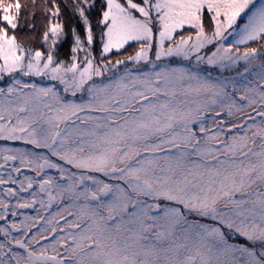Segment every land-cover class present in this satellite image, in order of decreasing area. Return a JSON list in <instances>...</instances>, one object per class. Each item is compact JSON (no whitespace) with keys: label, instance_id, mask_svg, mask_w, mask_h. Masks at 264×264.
I'll use <instances>...</instances> for the list:
<instances>
[{"label":"snow or ice","instance_id":"1","mask_svg":"<svg viewBox=\"0 0 264 264\" xmlns=\"http://www.w3.org/2000/svg\"><path fill=\"white\" fill-rule=\"evenodd\" d=\"M64 7L0 0V264H264V0Z\"/></svg>","mask_w":264,"mask_h":264},{"label":"trees","instance_id":"2","mask_svg":"<svg viewBox=\"0 0 264 264\" xmlns=\"http://www.w3.org/2000/svg\"><path fill=\"white\" fill-rule=\"evenodd\" d=\"M59 2L61 3V6H62V16L64 18L66 29H70L71 27L76 26L77 30L80 31L81 35L83 36V29L79 25L78 17L73 13L71 8L64 7V0H59ZM68 2L71 3V0H68ZM36 23H37V29L35 31V36L37 37V41H38V38L40 36L41 20L38 18ZM94 28H95V22H94ZM17 31L20 32L22 36L32 35V32H30L26 28H21V29H18ZM36 46H39L38 42ZM71 46H72V40L69 35V39H67L63 44L60 45V49H61L60 57H59L60 59L62 60L68 59L70 55Z\"/></svg>","mask_w":264,"mask_h":264},{"label":"rangeland","instance_id":"3","mask_svg":"<svg viewBox=\"0 0 264 264\" xmlns=\"http://www.w3.org/2000/svg\"><path fill=\"white\" fill-rule=\"evenodd\" d=\"M234 73H229V75H233ZM42 83H47L46 81H42ZM7 142L4 141H0V146H5ZM15 146L17 147H24L23 145H20L19 143H17Z\"/></svg>","mask_w":264,"mask_h":264},{"label":"flooded vegetation","instance_id":"4","mask_svg":"<svg viewBox=\"0 0 264 264\" xmlns=\"http://www.w3.org/2000/svg\"><path fill=\"white\" fill-rule=\"evenodd\" d=\"M28 211V214H31V215H35V213L31 210H27Z\"/></svg>","mask_w":264,"mask_h":264}]
</instances>
